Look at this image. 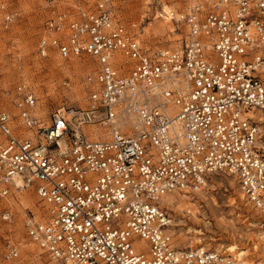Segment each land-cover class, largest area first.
Here are the masks:
<instances>
[{
    "label": "built area",
    "instance_id": "1",
    "mask_svg": "<svg viewBox=\"0 0 264 264\" xmlns=\"http://www.w3.org/2000/svg\"><path fill=\"white\" fill-rule=\"evenodd\" d=\"M112 6L54 8L45 20L41 56L96 67L78 109L43 115L34 89L14 86L12 108L0 107V198L10 185L35 192L41 219L27 209L23 226L56 264H236L215 249L175 247L159 198L193 194L224 173L264 209V0L170 10L175 47L143 42ZM0 217L12 214L3 207ZM2 248L18 257L16 243Z\"/></svg>",
    "mask_w": 264,
    "mask_h": 264
},
{
    "label": "rangeland",
    "instance_id": "2",
    "mask_svg": "<svg viewBox=\"0 0 264 264\" xmlns=\"http://www.w3.org/2000/svg\"><path fill=\"white\" fill-rule=\"evenodd\" d=\"M97 1L0 0L1 108H12L13 88L19 82H27L34 89L38 102L45 111L72 110L85 106L88 93L85 77L96 65L87 60L88 57L63 60L55 53L43 57L37 52V41L52 9L78 13L93 9ZM186 1L112 0V12L148 45L173 46L179 43L181 35L178 32H167L164 20L161 17L154 18V15H157L161 5L182 8ZM7 14H11L9 20H6ZM200 190L205 195H198L196 192L190 196L193 201H201L196 222L188 219L190 214L186 210L180 214L176 208L179 201L183 200L180 196L184 195L174 193V203L165 206L172 219L174 245L179 249L203 247L228 254L245 250L249 254L248 261L260 260L264 264V246L261 241L264 219L256 214L253 205L247 204L248 201L241 195L234 178L224 173H213ZM25 196L27 201L23 205L17 193L0 198V209L8 208L12 214L9 222L0 217V264H54L25 235L23 219L27 208L35 212V206L38 205L34 193ZM8 236L19 242L18 257L13 259L3 256V242ZM253 236L257 237L261 249L259 253L253 244ZM134 241L138 249L147 248L146 242L139 238ZM232 245L236 246L233 251L228 249ZM258 255L261 257L257 258Z\"/></svg>",
    "mask_w": 264,
    "mask_h": 264
},
{
    "label": "bare ground",
    "instance_id": "3",
    "mask_svg": "<svg viewBox=\"0 0 264 264\" xmlns=\"http://www.w3.org/2000/svg\"><path fill=\"white\" fill-rule=\"evenodd\" d=\"M191 1H193V0H187L186 1V3L185 4H187V3H190ZM150 3V2H149ZM172 9H174V7H172V6H169V7H164L163 5H161V8H160V10L159 11H157V15L155 14L154 15V18H158L159 16H161V18L164 20L163 21V24L166 26L165 28H166V31L167 32H177V31H174V24H173V20H171L170 19V17L169 16H166V13L167 14H169V12H170V10H172ZM179 34V33H178ZM179 35H181V34H179ZM181 39V38H180ZM180 39H179V43H177V44H175V45H173V47H175V46H178L179 44H180ZM171 45V44H170ZM159 47H167V46H159ZM55 53V52H54ZM56 54V53H55ZM58 55V54H57ZM59 56V55H58ZM61 58V57H60ZM62 59V58H61ZM71 59V58H70ZM64 60V59H63ZM77 60V59H76ZM58 64V63H57ZM56 64V65H57ZM76 65V64H75ZM62 66V65H61ZM69 66V65H68ZM77 66V65H76ZM66 68H68V67H66ZM39 103V102H38ZM40 107H41V105H40ZM42 109V108H41ZM170 110H172V108L170 109ZM173 110H174V108H173ZM42 114L43 115H46V113H48V111H45V110H43L42 109ZM254 116H257V117H260V113L259 112H255V113H252ZM260 127V129L262 130V131H264V124H262V125H260L259 126ZM88 130H89V132L91 133V136H93V137H97L98 135L97 134H99L98 132V130H96V128L94 127V126H90L89 128H88ZM235 180V179H234ZM237 183V182H236ZM10 187V193L12 194V195H14V194H18L19 196H20V202H21V204L23 205V204H26V201H27V199H26V196L25 195H27V194H31V193H34L35 194V192L32 190V189H30V190H27V189H24V188H16L14 185H10L9 186ZM237 187H238V189L240 190V193H241V195L246 199V197L244 196V194H243V192H242V190L239 188V186H238V184H237ZM197 193H198V195H202L203 193H204V191L203 190H200V189H198L197 191H196ZM196 192H194L193 194H187V193H185V194H179L178 192H176V193H178L179 195H184V196H180L181 197V199H183V200H181V201H179L180 203H178L177 204V206H176V208H177V210L180 212V214H182L183 213V211L184 210H186L187 211V213L188 214H190V217L188 218V219H193V222H196V221H198L197 220V218H196V216H197V213L198 212H200L199 210V208L198 207H201V205H200V200L199 201H193V199L192 198H190V196H193ZM8 194V195H3V196H1V198H5V197H7V196H9V195H11V194ZM174 193L175 192H173V194L171 193V192H169V193H166V194H164V195H162L160 198H159V204H160V206H169V205H171V204H173L174 203V198H175V195H174ZM23 194H25V195H23ZM203 195H205V193L203 194ZM35 196L37 197V195L35 194ZM207 197V196H206ZM205 198V197H204ZM247 200V199H246ZM248 201V203L247 204H250L251 206H252V203L249 201V200H247ZM37 203H38V205L37 206H35V214H36V218L39 220V219H41V218H39L40 217V214H41V212H40V206H41V202L38 200V197H37ZM214 204H216V203H214ZM166 206V207H167ZM191 206H192V208H191ZM253 208H254V206H252ZM28 209V208H27ZM255 210H256V214L259 216V217H261L262 219H264V209H260V208H257V207H255ZM199 216V215H198ZM258 217V218H259ZM170 222L172 223V219H170ZM170 223V224H171ZM200 223V222H199ZM225 223V222H224ZM262 225H264V224H262ZM171 226L172 225H170V228H169V232H170V234H171ZM23 228H24V226H23ZM24 231H25V228H24ZM25 235H26V237H27V239L28 240H30L31 242H33L34 244H36L29 236H27V234H26V232H25ZM172 235V234H171ZM5 240H10L11 242H13V243H16V245H17V248H18V252H19V242L15 239V238H13V237H11V236H8ZM252 240H253V244L255 245V247H256V249H257V252L259 253V250H261L260 249V247H259V244H258V242H257V237H255V236H253V238H252ZM261 241H262V246H264V234H262V239H261ZM37 245V244H36ZM189 245H191V244H189ZM175 246V245H174ZM176 247V246H175ZM238 247V246H237ZM203 248V247H202ZM262 248H264V247H262ZM179 249V248H178ZM229 250H235L236 249V246H234V245H232V246H229V248H228ZM217 251V250H216ZM222 252V251H221ZM222 253H225V254H228L227 252H225V251H223ZM47 255V254H46ZM229 256H231L236 262V264L238 263V262H240V263H242V264H262V262L260 261V260H256V261H248L247 259L249 258V254H247L246 252H245V250H241V251H238L237 253H235V254H232V253H229L228 254ZM261 256L260 255H258V257L257 258H260ZM9 259H13V258H9ZM52 262L54 263V264H56L53 260H52Z\"/></svg>",
    "mask_w": 264,
    "mask_h": 264
}]
</instances>
